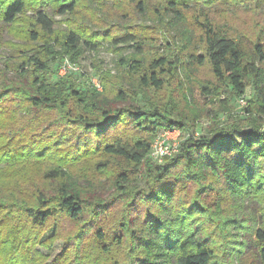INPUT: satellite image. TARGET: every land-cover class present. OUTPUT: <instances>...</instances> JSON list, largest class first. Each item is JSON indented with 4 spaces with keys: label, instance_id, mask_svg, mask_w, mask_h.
Returning a JSON list of instances; mask_svg holds the SVG:
<instances>
[{
    "label": "rangeland",
    "instance_id": "rangeland-1",
    "mask_svg": "<svg viewBox=\"0 0 264 264\" xmlns=\"http://www.w3.org/2000/svg\"><path fill=\"white\" fill-rule=\"evenodd\" d=\"M164 1L145 0V13L139 14L136 10L139 0H74V12L60 15L58 5L67 0H25L24 13L12 25L0 22V90H4L3 84L8 88L21 85L25 89L22 93L9 89L12 94L5 92L6 99H1L8 108L0 114V130L6 132L0 135V141L10 139L17 130L31 140L23 152L26 156L32 154L31 159L13 166L0 164V264H173L178 254L174 249L160 251L140 242L143 236H157L159 240L165 229L158 225L155 234L154 225L146 224L144 212L127 208L130 199L127 190L117 192L116 176L125 168L121 161L102 155L95 149V140L84 143L80 134L73 138L70 130L75 127L57 121L51 113L46 114L52 118L40 130L30 131L33 109L24 95L33 87V58L46 64L47 71L37 76L48 88L58 83L63 87L61 82L67 79L83 95L84 92L96 95L99 104L100 95L104 102H115L116 88H120L124 103L146 112L157 110L162 117L179 121L183 129H165L156 137L167 138L170 145L176 146L175 152L164 158L177 154L185 140L196 142L229 121L248 118L256 124L264 121L255 111L250 116L246 112L253 100L255 80H249L243 96L231 97L227 87L222 86L217 92L218 85L207 64L198 66L189 57L203 54L202 37L195 25L203 10L212 13L218 30L237 37L245 57L253 59V44L264 43V7L256 9L247 0H220L216 6H208L207 0H183L188 9L177 20L166 11ZM41 9L53 21L51 34L34 25V13ZM31 32L36 33V41L31 40ZM69 32L79 38L75 51L64 45ZM123 32L138 37L140 54L131 43L115 42ZM158 57L175 60L172 76L165 77L159 91L141 87L138 82L141 71L130 67L138 64L143 70ZM132 60L137 62L130 63ZM65 62L75 69L61 74ZM21 63L25 64L23 70L18 68ZM257 67V82L264 87V63ZM64 84L71 88L70 84ZM206 89L209 91L204 93ZM241 99L243 104L239 102ZM76 105L69 99L68 119L76 118ZM260 131L264 132V126ZM61 134L64 135L60 137ZM163 160L156 161L151 152L147 159L157 165ZM50 169L63 171L64 179H46L44 173ZM222 169L225 170L224 165ZM174 171L178 172V166ZM196 172V178L191 176L180 184L178 200L169 202L171 209L165 216L181 230L180 234L191 233L207 240L213 253L211 264H258L261 245L254 231L264 230V180L251 194L249 188L254 181L240 185L243 195L236 197L209 165L198 167ZM131 180L128 188H143L148 180L147 168L143 167L139 176ZM36 189L46 197H54L62 190L76 195L85 202L87 213L79 223L60 216L47 222L44 228L31 227L14 203L3 198V193L12 197L16 193L31 203ZM94 208H97L94 215L97 229L103 235L101 242L96 241L93 227H85ZM116 233L123 239L120 244L113 239ZM77 234L81 236L79 240Z\"/></svg>",
    "mask_w": 264,
    "mask_h": 264
},
{
    "label": "trees",
    "instance_id": "trees-1",
    "mask_svg": "<svg viewBox=\"0 0 264 264\" xmlns=\"http://www.w3.org/2000/svg\"><path fill=\"white\" fill-rule=\"evenodd\" d=\"M207 1L208 6H216L220 3V0ZM247 1L256 9L264 7V0ZM164 2L166 11L177 20L182 17L181 12L188 9L183 0H165ZM25 5V0H0V22L12 25L16 18L24 13ZM74 10V0H67L59 4L57 8L60 15L72 14ZM136 10L139 14L145 13V0H139ZM212 17L211 12L203 10L197 15L195 25L202 37L203 54L190 55V59L198 66L207 64L218 85L215 88L217 92L220 87H227L231 97L243 96L249 80H255L253 100L250 101V109L246 112L250 116L255 111L259 117H264V87L257 82L259 79L257 64L264 63V43L256 41L253 44V59L250 60L245 57L244 48L238 38L218 30L213 24ZM34 22L35 26L47 34H51L54 29L53 21L43 9L35 11ZM30 38L36 41V33L31 32ZM137 39L135 34L123 32L115 38V42L117 44L131 43L136 52L140 54L142 46ZM78 43L79 38L74 32H69L64 39V45L74 51ZM136 62L132 60L130 63ZM31 64L34 66L33 87L24 95V99L33 109V118L29 120L30 131L36 133L40 130L39 127L53 115L57 121L65 122L64 125L69 124L75 127L70 130L73 138L80 134L84 136L81 137L84 143L90 144L95 140L96 150L110 159L121 161L125 167L117 174L116 182L118 193H124L127 190L126 193L130 198L127 208L144 212L147 215L146 224L148 227L154 225V232L158 225L161 229H165V235H161L159 240L157 236L156 238L143 236L140 237V242L157 247L156 249L160 251L174 249L178 254L173 264H211L213 253L207 246V240L196 238L191 233L180 234L181 230L179 232V228L174 227L170 219L165 216V212L171 209L170 201L176 203L178 200V192L182 189L180 184L191 176L196 178L197 168L206 164L218 172L219 181L222 180L227 187L233 189L232 196H242L243 191H240V185L245 186L244 184L253 181L249 193H254L264 180V132L260 131V127L264 126V121L258 124L252 118L229 121L224 126L215 127L207 136L199 138L196 142L191 139L185 140L180 144L177 154L171 158H164L161 165L148 163L152 144L159 132L174 127L183 129L179 121L168 120L162 117L157 110L146 112L124 103V92L120 88H116L115 102H104L100 95V104L95 100L96 95H89V92H84L83 95L75 90L67 79L61 82L63 87L58 83L54 88H48L44 80L37 76L38 73L47 71L46 64L37 58H33ZM24 65L21 63L18 68L23 70ZM175 66V60L158 57L149 61L143 70L139 69L138 64H133L130 68L133 67L139 73L141 71L138 76L141 87L159 91L164 85L165 77L172 76ZM64 82L70 84L71 88H67ZM2 87L4 90H0V114L5 113L8 108L6 102L1 101V99H6L5 92L12 94L9 89L14 93L15 90L18 93L25 91L21 85H9L8 88V85L3 84ZM64 87L65 91L62 90ZM208 91L206 89L204 93ZM69 99L77 103L74 119H68L69 114L66 107ZM47 113H51L50 116H47ZM37 118L38 120L35 121ZM4 133L6 132L0 130V135ZM24 135L16 130L10 139H1V165L9 167L28 160L29 157V159L32 158V154L26 156L23 152L24 146L31 145V140H26V135ZM54 135L58 137L57 133ZM63 135L61 134L60 137ZM223 165L225 170L222 169ZM176 166H178V172L174 171ZM143 167L147 168L148 173L146 185L139 190H131V187L128 188L132 181L131 178L138 177ZM44 177L48 180H62L65 173L61 170L50 169L44 173ZM8 194L3 193V198L8 203H14V208L21 213L23 220L31 227L38 229L46 227L47 222L60 216L66 217L72 223H79L87 213L85 202L82 199L71 193L67 194L63 190L54 197H46L43 191L36 189L31 203L22 200L16 193L14 197L7 196ZM96 211L97 208L90 211L91 216L89 215L85 227H93L96 241L101 242L103 235L98 231L97 222L94 219ZM119 231L123 229L120 228ZM254 233L261 245L258 252V264H264V230L256 229ZM76 237L79 240L81 236L77 234ZM113 239L118 244L123 240L117 233ZM232 249L238 251L233 247Z\"/></svg>",
    "mask_w": 264,
    "mask_h": 264
},
{
    "label": "built area",
    "instance_id": "built-area-1",
    "mask_svg": "<svg viewBox=\"0 0 264 264\" xmlns=\"http://www.w3.org/2000/svg\"><path fill=\"white\" fill-rule=\"evenodd\" d=\"M74 67V65L65 62L60 69V73L66 74L70 71H73L75 69ZM239 102L243 104L242 99ZM175 150L176 146L170 145L167 138H158L152 144L151 153L156 161L161 162L164 157L169 156L171 153L175 152Z\"/></svg>",
    "mask_w": 264,
    "mask_h": 264
}]
</instances>
